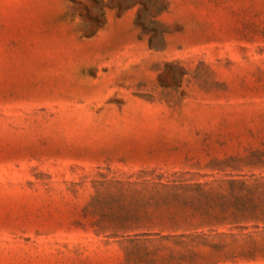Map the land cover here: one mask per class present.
<instances>
[{"label": "rangeland", "instance_id": "374dc122", "mask_svg": "<svg viewBox=\"0 0 264 264\" xmlns=\"http://www.w3.org/2000/svg\"><path fill=\"white\" fill-rule=\"evenodd\" d=\"M0 264H264V0H0Z\"/></svg>", "mask_w": 264, "mask_h": 264}, {"label": "trees", "instance_id": "16d2710c", "mask_svg": "<svg viewBox=\"0 0 264 264\" xmlns=\"http://www.w3.org/2000/svg\"><path fill=\"white\" fill-rule=\"evenodd\" d=\"M261 186L257 185L256 188H260Z\"/></svg>", "mask_w": 264, "mask_h": 264}]
</instances>
